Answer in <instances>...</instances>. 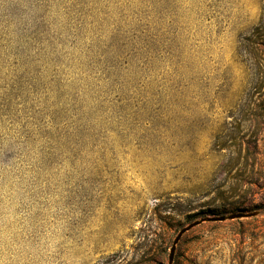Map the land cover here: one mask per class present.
I'll use <instances>...</instances> for the list:
<instances>
[{
    "label": "rangeland",
    "instance_id": "374dc122",
    "mask_svg": "<svg viewBox=\"0 0 264 264\" xmlns=\"http://www.w3.org/2000/svg\"><path fill=\"white\" fill-rule=\"evenodd\" d=\"M264 264V0H0V264Z\"/></svg>",
    "mask_w": 264,
    "mask_h": 264
},
{
    "label": "water",
    "instance_id": "95a60500",
    "mask_svg": "<svg viewBox=\"0 0 264 264\" xmlns=\"http://www.w3.org/2000/svg\"><path fill=\"white\" fill-rule=\"evenodd\" d=\"M258 216V213H251V214H233L228 217H220V218H214V219H204L195 223H192L188 227L182 229L179 234L177 235L173 246L170 251V256H169V263L168 264H174V259L176 255V250L184 236L188 233H190L192 230L196 229L197 227H200L201 225L205 223H224L226 221H239L242 219H250V218H255Z\"/></svg>",
    "mask_w": 264,
    "mask_h": 264
}]
</instances>
